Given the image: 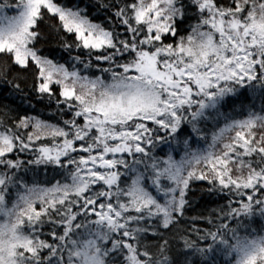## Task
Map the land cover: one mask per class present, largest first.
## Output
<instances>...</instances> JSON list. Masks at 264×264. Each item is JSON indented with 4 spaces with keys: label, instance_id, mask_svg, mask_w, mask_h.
Instances as JSON below:
<instances>
[{
    "label": "snow or ice",
    "instance_id": "6c2138e0",
    "mask_svg": "<svg viewBox=\"0 0 264 264\" xmlns=\"http://www.w3.org/2000/svg\"><path fill=\"white\" fill-rule=\"evenodd\" d=\"M257 85L264 0H0V264H264V116L192 148Z\"/></svg>",
    "mask_w": 264,
    "mask_h": 264
},
{
    "label": "trees",
    "instance_id": "16d2710c",
    "mask_svg": "<svg viewBox=\"0 0 264 264\" xmlns=\"http://www.w3.org/2000/svg\"><path fill=\"white\" fill-rule=\"evenodd\" d=\"M247 88V91H245ZM235 99V103L231 106L226 104L229 102V98ZM19 103V101H18ZM35 103V101H33ZM27 106V105H25ZM252 116H264V87L259 85L237 87L235 91L227 94L220 104L215 108L207 109L205 116L198 122L200 128V134L197 139L200 141L198 144L192 145L195 149H206L211 143L212 134L218 130V127H223L225 122L230 119H247ZM189 128V132H190ZM190 142V141H189ZM177 151L179 155H177ZM176 159H180L183 154V149H177L171 153ZM192 192L190 194V200L194 211H190V216H196L200 213L207 214L213 208H216L218 204H223L226 201L220 200L217 196H210L204 190L206 185L199 182L192 184ZM197 227H206L204 223H199ZM240 232L250 235H264V215H261L259 211L248 215L242 220L240 225ZM217 262L219 264L220 253H217ZM193 259H203V257H193Z\"/></svg>",
    "mask_w": 264,
    "mask_h": 264
},
{
    "label": "rangeland",
    "instance_id": "374dc122",
    "mask_svg": "<svg viewBox=\"0 0 264 264\" xmlns=\"http://www.w3.org/2000/svg\"><path fill=\"white\" fill-rule=\"evenodd\" d=\"M10 14H12V13H10Z\"/></svg>",
    "mask_w": 264,
    "mask_h": 264
}]
</instances>
